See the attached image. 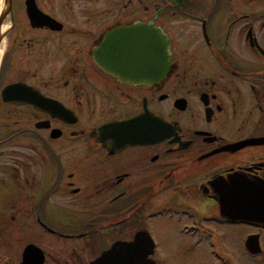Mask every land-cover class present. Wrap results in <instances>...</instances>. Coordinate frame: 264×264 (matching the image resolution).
<instances>
[{
	"label": "flooded vegetation",
	"instance_id": "1",
	"mask_svg": "<svg viewBox=\"0 0 264 264\" xmlns=\"http://www.w3.org/2000/svg\"><path fill=\"white\" fill-rule=\"evenodd\" d=\"M140 25L164 34L165 72L144 55L139 79L114 71L131 68L111 54L119 39L99 62L108 35ZM235 176L264 182V0H0V250L12 264L33 244L15 259L23 229L61 246H38L43 264L136 236L157 264L164 225L192 250L231 228L261 242L221 217L217 184Z\"/></svg>",
	"mask_w": 264,
	"mask_h": 264
},
{
	"label": "water",
	"instance_id": "2",
	"mask_svg": "<svg viewBox=\"0 0 264 264\" xmlns=\"http://www.w3.org/2000/svg\"><path fill=\"white\" fill-rule=\"evenodd\" d=\"M113 35H110L108 39ZM115 36H119L125 41L123 44V55L125 56L124 63L131 64L132 62L137 65L134 69H139L141 66L138 64L142 63L141 58L144 55L148 60L156 64L154 69L156 75V71L158 72V70H162L163 72L167 70L166 40L164 36L152 26L124 29ZM108 39L96 53L99 62H104V64L107 63V47L111 44ZM111 54L119 56L116 49H113ZM109 68L112 69L110 66ZM131 68L114 71L120 74L124 73L131 78L135 77V79H139L140 77L136 78L139 75L133 76L134 73H128L131 72ZM9 90L10 89L4 91V98L9 95ZM144 121H148V117L144 119H134L126 123V125L141 127L147 124H141ZM146 133L147 131H144L143 135ZM140 134L142 133L140 132ZM232 179L234 180L229 184H217L216 191L218 198L216 201L219 203L221 216L224 217L226 221L233 224H245L264 229V182H250L241 177L239 180L236 176ZM137 243L138 241L130 245L117 244L92 264H153L152 261H147V257L152 254L151 248H149L148 251L147 246H140L137 245ZM245 249L251 256L259 255L261 250L258 236H250L245 242ZM42 263V253L34 246H28L23 253V262L21 264Z\"/></svg>",
	"mask_w": 264,
	"mask_h": 264
},
{
	"label": "rangeland",
	"instance_id": "3",
	"mask_svg": "<svg viewBox=\"0 0 264 264\" xmlns=\"http://www.w3.org/2000/svg\"><path fill=\"white\" fill-rule=\"evenodd\" d=\"M6 203L7 200L4 199V204L6 205ZM1 208L3 209L5 208V206L1 204ZM0 216L9 219V212H0ZM229 230L231 231L225 232V238L228 237L229 240L226 238L227 240L219 245L220 249H218V252H216L217 255H222L225 258L228 257V259H230V261L234 264H264V235L261 237L263 254L258 258L250 259L243 249V244L247 236L254 233V231H249L246 228H242L240 230L236 229L235 231H232L233 229L231 228ZM222 231L223 230H220V232ZM158 232L161 240L159 239L158 241L160 246L156 251L157 264H219L210 256V253L208 252V248L206 246H201L197 248V250L190 249L189 244L179 240L180 237H178L177 234L168 226H160ZM2 233H5L6 236L10 237V230H8L7 228L6 230L3 229ZM14 238L22 240L20 246L17 249L15 259L19 258L21 247H23L24 244L30 242L39 247L42 246V248H46L49 251H53L56 257L59 255V251L61 249V246H53L49 244L47 239L51 237L47 238V236H45L43 232L37 229H23L16 231ZM0 245L2 246L5 244L1 241ZM85 250L86 251L81 257V264H88V262L98 254L97 253L93 255L94 252L90 254L91 251L87 248H85ZM97 251L98 250H95V252ZM212 254H214V252H212ZM9 258H12L10 254L5 253V251L2 252L0 250V264H4L5 262H7V264H12L9 260H7Z\"/></svg>",
	"mask_w": 264,
	"mask_h": 264
}]
</instances>
